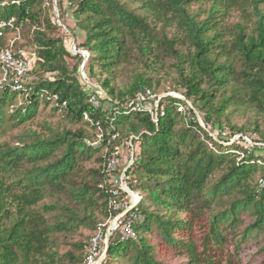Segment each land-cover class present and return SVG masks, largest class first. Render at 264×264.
I'll use <instances>...</instances> for the list:
<instances>
[{
    "label": "trees",
    "instance_id": "16d2710c",
    "mask_svg": "<svg viewBox=\"0 0 264 264\" xmlns=\"http://www.w3.org/2000/svg\"><path fill=\"white\" fill-rule=\"evenodd\" d=\"M69 1L73 29L65 12L55 23L53 0H0L36 54L23 90L0 88V264H84L110 217L104 163L130 139L138 219L134 236L111 238L109 263L249 264L252 242L264 257V0ZM69 28L83 33L76 53ZM164 84L206 127L171 95L159 123L129 107ZM83 230L61 256L60 239Z\"/></svg>",
    "mask_w": 264,
    "mask_h": 264
},
{
    "label": "built area",
    "instance_id": "2783aa9c",
    "mask_svg": "<svg viewBox=\"0 0 264 264\" xmlns=\"http://www.w3.org/2000/svg\"><path fill=\"white\" fill-rule=\"evenodd\" d=\"M6 29L20 31V28L15 25L14 19L0 20V37L3 36L4 30ZM82 53L86 57H89L90 53L88 51H83ZM35 58V53H31V57H27L22 51L15 53L12 47L0 49V88L6 89L7 87H11L13 90H23L24 84L30 80V74L32 72L33 61ZM175 95L176 96L174 97L184 101V103L178 105V110L188 117L192 116L193 111L200 124L203 127H206L199 118L200 113L197 112L186 97L183 95ZM161 98V96L154 94L149 87L145 86L137 94V97L129 103V107L134 111H148L153 117V120L156 123H159L160 119L165 115V107L160 104ZM86 118L91 121L88 115H86ZM102 137L103 134H99V141ZM99 141L92 144L98 145ZM130 141L132 145V139ZM247 141L254 144L249 138H247ZM106 151L108 152V148ZM134 156L135 152H133L128 166L122 171V176L120 177L122 184H115V186L109 191L110 217L104 223L99 225L98 230L91 238L87 247V257L84 264H105L104 261L107 257V252L110 246L109 241L111 237L120 230L123 233L121 240L128 239L135 235L133 225L138 219V215L131 212V210L140 202L141 197L140 194H136V198L131 206L127 207L123 202L122 196L125 192L130 194L124 185L126 183V178H128L126 169L133 163ZM107 157V161L104 163V171L113 176L122 168L121 158L117 148Z\"/></svg>",
    "mask_w": 264,
    "mask_h": 264
},
{
    "label": "rangeland",
    "instance_id": "374dc122",
    "mask_svg": "<svg viewBox=\"0 0 264 264\" xmlns=\"http://www.w3.org/2000/svg\"><path fill=\"white\" fill-rule=\"evenodd\" d=\"M53 2H54V7L51 10V13H52V15L55 18V20H54L55 23H57L59 25H62L61 13L65 12V13H67L65 21H66L67 25L71 29H73V27H75V20H74V17L72 15V9L70 8L71 7L70 1L69 0H63V7H62L63 10H61V11H60L59 6H58V0H53ZM70 28H69V30H70ZM63 29H65V28L63 27ZM10 31L11 32L9 34L4 36V39H5L4 41L6 42V47H12L13 51L15 53H18V52L22 51L27 57H31L32 50L28 46L24 45L25 44V40L23 38L24 35H23L22 29H20V31H12V30H10ZM66 32H68V34H70V36H71V37H69L68 45L71 46L72 50L76 53V51H75L76 48H74V47H76L75 41H76V43H78V41L80 40L81 36H83V33L79 31L78 34H77L78 38H75V36H73V33H72L71 30H70V32L68 30H66ZM72 62L74 63V61H72ZM84 63H85V61H84ZM84 63H83V65H84ZM83 65H82V67H83ZM85 71H86V69L84 68V70L82 72L83 77L85 79H88ZM88 81H89V79H88ZM169 93L177 94V95H183L180 91H176V90L170 89L169 88V84H164L160 88V90L157 92L156 95L162 97V96H165L166 94H169ZM189 102L193 105V103L191 101H189ZM197 112H199V111H197ZM199 115H200V117H199L200 120L203 122V124H205L203 119H202L201 113ZM252 120H253L252 114L250 112H245V113H240V114L234 115V120L233 121L238 126H242V125H245L249 121H252ZM263 127H264V125H263ZM214 134H215V132H214ZM241 136L242 135H236L231 142H228L226 144L227 145L233 144ZM254 137H258V134L254 133ZM247 138L248 137L246 136L245 139L247 140ZM1 139H4V137L0 138V140ZM130 140H124L122 145L117 147V151H119L120 158H121L122 170H124L128 166V164H129V162H130V160L132 158L133 152H135V146H133V143L131 145V141ZM138 149H139V147H138V145H136V150H138ZM106 150H107V148H106ZM123 167H124V169H123ZM121 176H122V171L121 170L117 174L113 175L112 181L114 182V184H120L121 183V179H120ZM129 181L130 180H128V178H126V183H125L124 187L129 191L130 194L125 192V194L122 195L123 196V202L125 203V205L127 207H130L131 204L133 203L134 199L136 198V197H133L132 194H135V195L139 194V192L133 191L129 187ZM83 232L85 233V237L82 236V235H78V236H75V237H63V238L60 239V243H59V246L57 247V249L59 250L61 256L65 255V253L70 252V251L77 253L78 249H76L74 247L73 243L75 241H77L78 239H80V240L86 239V236H88V233L85 230H83ZM122 236H123V233L120 230L118 233H116L112 237L121 238ZM109 245H110V241H109ZM260 247H261V245L256 243V242H252L248 246L246 251L243 253V257H244L245 263H249V264H264V257L260 255ZM108 260L109 259H108V252H107V257H106L104 263L105 264L109 263ZM180 260H181V258H178L175 261L177 262V261H180ZM109 264H120V263H117L115 261V262H110Z\"/></svg>",
    "mask_w": 264,
    "mask_h": 264
},
{
    "label": "water",
    "instance_id": "95a60500",
    "mask_svg": "<svg viewBox=\"0 0 264 264\" xmlns=\"http://www.w3.org/2000/svg\"><path fill=\"white\" fill-rule=\"evenodd\" d=\"M74 48H76V47H74ZM85 65H86V61H85L84 65H83L82 69L85 68ZM168 95L176 96L175 94H171V93L166 94L165 96H168ZM162 97H164V96H162ZM188 101H190V100H188ZM127 169H128V168H127ZM127 169H126V170H127ZM108 251H109V250H108Z\"/></svg>",
    "mask_w": 264,
    "mask_h": 264
},
{
    "label": "bare ground",
    "instance_id": "6f19581e",
    "mask_svg": "<svg viewBox=\"0 0 264 264\" xmlns=\"http://www.w3.org/2000/svg\"><path fill=\"white\" fill-rule=\"evenodd\" d=\"M133 197H136V195H135V194H133Z\"/></svg>",
    "mask_w": 264,
    "mask_h": 264
}]
</instances>
